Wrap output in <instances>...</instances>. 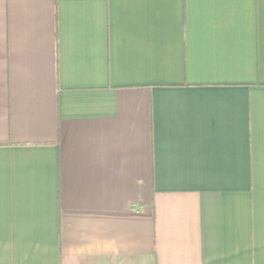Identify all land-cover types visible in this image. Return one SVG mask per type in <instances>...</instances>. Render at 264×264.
Returning a JSON list of instances; mask_svg holds the SVG:
<instances>
[{
  "label": "crops",
  "instance_id": "obj_1",
  "mask_svg": "<svg viewBox=\"0 0 264 264\" xmlns=\"http://www.w3.org/2000/svg\"><path fill=\"white\" fill-rule=\"evenodd\" d=\"M0 264H264V0H0Z\"/></svg>",
  "mask_w": 264,
  "mask_h": 264
}]
</instances>
